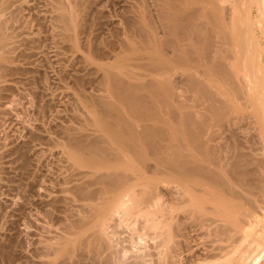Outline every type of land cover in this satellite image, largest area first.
Returning <instances> with one entry per match:
<instances>
[{"label": "bare ground", "instance_id": "obj_1", "mask_svg": "<svg viewBox=\"0 0 264 264\" xmlns=\"http://www.w3.org/2000/svg\"><path fill=\"white\" fill-rule=\"evenodd\" d=\"M63 1L64 0H59V3H61L60 9H58L60 11L58 14L60 15L59 19L64 23L66 28H73V26H75L74 22L77 12L71 10V8V11L65 9L66 7L64 8L62 6ZM167 1L166 3L171 5V3ZM215 1L218 3L215 5L217 8L215 7L212 9H218L220 15L217 13L214 14V12H216L214 11L213 16L210 11V14L206 11V16L208 15L210 18L208 19V16L204 17L210 20L211 16H213L212 20L214 19V22L212 21L213 23L210 25L215 30L211 28V33L216 31V26L212 25L217 23V28H220H218V30H221L223 35L218 33L217 30V34L215 33L217 37L215 35L212 36L214 33H209L210 38L206 37L208 34L205 36L203 35L205 30L202 34L200 32V29L202 30L205 28H202L204 25H201L202 23H200V27L198 25L199 23L196 22V25H198L196 26L193 24L192 20L194 27L190 26V22H187V26L184 25L186 24V20L182 21L181 18H183L184 14L186 15L188 8L186 9V13L183 9L180 10L181 7L177 9L179 12H175L177 11L176 8L179 4L175 8L170 6L172 9L168 7L169 12L171 10L174 11L173 13L166 12V9L165 13L170 14L168 18H171V15H174L171 20H168L167 18L168 21H166L171 27L169 26L170 29L168 27L166 28H168L169 31L171 29L173 30H171L172 34L170 33V38L176 33L174 38L172 37V40L174 41L177 33L178 36L176 39L180 35L179 32L181 33V29L178 31L179 28L183 27L181 34L184 35L188 30L190 32L193 28L196 30L199 27V30H196L199 31L197 32L199 35L194 33V31L190 33H193V39L194 37H197L195 40H198L199 42L206 41V43L203 42L205 44L203 45L210 51L207 49L205 50V47L202 51L208 52L206 53V57L207 59L209 57L210 62L213 58L211 55L216 56L217 62L215 66H217V71L214 72H216V74L218 72L221 76H228V78H230L225 79V81L222 79L227 85L225 84L224 86V83L220 85L224 87L229 86L230 89L226 88L227 90H230L233 97L229 95L230 92L226 90V93V91L224 92L223 90V93H226V95H224V98L222 97V100L220 99L218 105L211 99L214 91H210L208 88L209 84L198 83L193 77L188 78L190 81L186 79V81H188L186 84H190V89L198 86L196 88L199 91L197 90L196 94L200 92L202 95L198 94V96L201 95V99L204 100L203 97H206V99L208 98L207 100L212 101V104L207 107L208 110L205 109V113L208 112L211 116L215 115L214 117H219L220 119H223V121L230 122L231 120V122L233 121L235 123V126H237L236 129L238 130L237 134H239V137H237L239 138L238 142L236 141L238 144H235L234 148L232 147L233 145L228 147L230 146V143L226 144L228 147V149L225 147L226 150L223 146L220 147V145L219 147L221 149L218 148L220 149V151H218L216 149L218 146L215 147L210 145L211 143H208L210 140L203 139L204 133L206 132L205 121H207V119L197 116L198 120H196V117H194L195 113L192 114V112H188L187 109V111L184 112V107L188 108L187 106H183V111L180 108L182 107L181 105L180 107L177 105V109L174 106L178 113L175 112L174 108H171L176 104L175 102H178L175 101L176 98L179 99V96L176 97V91L172 88L173 86L169 87L171 82L169 83V86H165L163 83V85L157 83L158 81L154 82V80L153 82H150L151 84L147 82L140 85V87H138L137 84L135 87V83H132L133 85L128 83L125 84V82L121 83L123 81L120 82L117 80L119 74L117 72L119 70L116 74L114 73L115 71L112 72L113 75L109 77H113V79L109 77H107V79H109V81L113 80V82H110L113 83L110 86L111 91L113 92L112 94L115 93L114 99L121 107L118 104V107H120L118 108L115 105L117 103H110L111 101L107 103L100 100L99 103H96L98 110L96 109L97 107L93 110L97 113L98 117L94 122L96 124L95 126L98 127V132L100 134H98L99 137L95 139V141H87L86 139L84 141L83 138L78 136L75 138L74 135L71 134L73 137L70 136L71 139L69 138V147L67 146V149H69L68 156L74 162L80 160L81 163H83L82 166L88 169V172H85V176L87 174L86 179L88 180L86 181V179H84L85 181L82 182L81 185L79 184L77 187H74V199L80 204L77 207L78 212L76 211L78 213V215L76 214L78 218L73 220L74 216H76L73 214V219L70 217L73 221L68 220L70 222L67 224V227H65L68 229L67 232L69 236H64L62 238L61 235L60 239L58 238L59 242L56 240L58 246L54 247V249L52 248L53 246H51L52 251L49 247L47 248V250L49 249L52 252L47 254L53 256V259H62L64 261L63 263L67 260L66 263L70 262V264H264V53H262V45H259L258 43L260 42L261 44V41L257 42L258 45L255 43L252 45L253 40L256 38H252V35L250 34L251 32H248L249 37L251 36V38L247 40L248 33L245 31L244 34L242 33V26H239V24L246 23L248 25L247 22L249 21V15H247L248 18L246 16V18L243 19V16L241 17L239 14H235L240 9L238 8V6H240L239 4H241V2H239L240 0ZM243 1L249 2V0H242V4ZM250 1L256 2H254V5L257 6L258 8L256 9L259 10H255L256 12H259L257 17V21L259 22V16L262 18L264 13V0ZM247 2L246 5L250 4ZM5 3L0 0V21L4 26L5 22L1 20V11L3 12V8L6 7L4 6ZM10 3H6L5 5L10 8ZM224 4H228L229 8ZM208 6H210V4ZM244 6L245 4H243L242 8ZM249 6L247 7L250 9ZM8 8L6 7L4 9ZM163 8L165 10V7ZM247 10L246 14L251 11V9L250 11L248 10V12ZM193 11L194 7L191 14L188 12L189 14L187 13L188 15H186L189 17L191 16L190 18L187 17V19L186 16H184L187 21L195 17L192 16L194 13ZM240 12L242 14L241 9L238 13ZM176 13L178 15L183 14L178 18ZM163 16H165V14ZM238 16L240 19L242 18L241 20L239 19L241 22L238 20L240 23H236L238 22L236 18ZM174 19L176 21L173 23ZM246 19L247 22L245 21ZM177 20H179L178 23H181L182 21L183 24H178ZM261 21H263V19ZM261 21L259 23H261ZM1 22L0 37L3 29ZM209 23L210 21L206 24L209 25ZM263 23L264 21L260 25H263ZM176 25L181 26L179 27ZM247 25H244L246 30L248 29ZM237 27L238 30H240L241 27L240 32L243 36H241L242 39L239 37L240 46L237 45L236 48V45H234V42H236L235 39L231 38L230 40L228 37L232 34L230 31L233 32V34L237 33ZM69 28L67 29L69 30ZM149 28L153 27L150 26ZM262 28L264 32V27L262 26ZM184 29L187 30L184 31ZM225 29L229 30V33ZM174 30H177V32L174 33ZM207 30H209V28H207ZM146 31L147 30L145 29L144 32L142 31V36L144 40L147 39L145 42H149L151 36L150 34H146L148 33ZM183 31L185 33H183ZM189 32H187V37H189ZM144 33L146 36L148 35L147 38ZM3 35L4 34L2 33V37ZM232 35L231 37L235 38V35ZM184 36L186 37V34ZM218 36L221 37L218 38ZM246 37L247 39L245 40ZM191 38L189 37V40ZM200 38L204 40H201ZM207 38L210 40L212 39L210 43L207 42ZM213 38L215 40L218 38V41L213 43ZM185 39L182 40L181 37V40H179L178 38L180 42ZM193 39L190 41H193ZM251 39H253L252 42ZM151 40L152 39H150V41ZM156 40V42H158L159 39L157 38ZM256 40H258V38ZM179 41H175L176 43H170L172 45L176 44V46L178 44L179 46ZM152 42L153 41H151L150 45L153 44L152 47L154 49L155 46ZM164 42L166 44V41ZM262 42L264 43V41ZM195 43L196 42H194V44ZM212 43L213 47L215 46V49L213 48L215 51L214 53L212 48L209 47L210 45L212 47ZM231 43H233V46L236 49L234 52H240V55L238 54L239 56L237 55V57L238 59H241L240 62L243 61V65H241L243 66L244 73L242 70L238 73V70H236L237 64H235L234 61H231L235 60V57L232 56L235 55L233 52L230 53L232 55H227L228 53L226 52V56H222L224 54V51L222 52V50L225 46H223L224 48L222 47L223 49L220 47L226 45L231 48ZM2 44L4 47L5 43L2 38H0V50L2 49ZM147 44L148 43L145 45ZM206 44L208 46H206ZM245 44L247 45V49L249 47L252 48V46L254 48L255 46L256 48H252L254 53L248 51L250 49H246V52L244 49L246 46ZM172 45L169 46L174 49ZM185 45L186 44H184V47H186ZM195 46H197V43ZM3 49L1 51H3ZM148 49L151 50L152 48ZM243 49L246 53H244ZM229 50L230 49H228V52H230ZM182 52L183 51L181 50V56L179 53V56L177 54L174 55L183 58V60L177 58L178 61L180 60V64L184 63L182 61H185L186 59V62L191 63L196 59L195 56L200 55L197 54L193 57L194 52H191V50L190 52L185 51L187 54L185 52H183V54ZM149 54H151V56L153 54V58L148 56L149 60L151 58L153 63L161 67H154V64L152 63L153 69H158L156 71L157 73L161 69H164V71L167 69L165 67L167 64L165 65V62L162 63V60H159L160 55H157L159 59H156L154 58V53L149 51ZM253 54L256 56H253ZM186 56L189 57L187 58ZM230 56H232V58ZM2 57H4V59ZM201 57H203V55ZM199 58L200 56L196 59L197 63H200L201 61L198 60ZM228 59H231V62ZM196 60L194 63H196ZM6 61L7 59L5 56L0 55V68L3 67L2 65ZM169 61L173 60L171 59L168 60V62ZM186 66L185 68H187ZM191 67L192 66H189L188 68ZM212 69L215 70V68ZM188 71L189 70H187V72ZM235 71H237L238 74H243L242 77L240 75V78L238 74L234 77L233 75ZM152 72L154 71L152 70ZM192 72L195 73V71ZM245 73L246 75H249L251 79H244L243 76ZM116 75L117 78H114ZM187 76L189 77L193 75L189 74ZM187 76H185V78ZM119 79H121V77H119ZM160 81H162V79ZM187 86L188 85H186V87ZM211 86L213 87L215 85H210V87ZM216 88L218 90V87ZM140 91L145 92H141L140 94ZM219 91H217L218 94ZM220 93L223 94L222 91H220ZM163 108L166 110H163ZM164 111H167L168 113H165ZM205 113L203 116L206 115ZM161 114L163 117L164 115L165 117L166 115L168 117L161 119ZM174 119H176V121H174ZM67 136L69 137V135ZM79 138L82 139V141ZM230 148H233V150ZM66 150L65 152H67ZM219 153L223 155L225 154V156H221V154L219 156ZM221 157H226V162L224 164L223 160H220ZM219 161L222 162L219 163ZM71 189L73 188L71 187ZM67 202L65 206H67ZM121 231H123L124 235H126L125 232L127 233L128 237L126 236L127 238L124 240H122L121 237L117 238ZM124 242L125 244L128 242L127 244H129V247H124ZM194 248L196 250L200 248L201 252L194 255L199 252L198 250V252L193 254V252L196 251ZM47 250H45L44 253H46ZM190 253L194 256H191ZM186 254L187 257L190 255L188 259L185 257ZM184 258L186 259V262H184ZM60 262L62 263L61 260ZM60 262H58V264H61ZM49 263L50 262H48V264Z\"/></svg>", "mask_w": 264, "mask_h": 264}, {"label": "rangeland", "instance_id": "obj_2", "mask_svg": "<svg viewBox=\"0 0 264 264\" xmlns=\"http://www.w3.org/2000/svg\"><path fill=\"white\" fill-rule=\"evenodd\" d=\"M1 1L4 3L11 2L9 4V6L11 7L8 8V6L5 5L6 3L4 4V6L9 9H4L6 7L3 8V12L5 10V14L1 11V20L5 22V26L0 21L4 29H2L1 31L0 38H2L3 42L5 43L4 47L2 44V49H4L3 51H1L2 49L0 50V55L5 56V58L7 59V61L4 62L2 65L3 67L0 68V264H48V262H50L49 264H58L60 260L62 261V263L60 262L61 264L68 263H66L67 260H65V263H63L64 261L62 259H53V256H50L47 253H52L51 249H54V247L58 246L57 243L59 242L61 235L62 238L64 236H69L67 232L68 229L66 228L67 224L70 221L76 220L78 218L77 207L78 205H80L74 199V187H77L79 184L81 185L82 182L85 181L84 179L87 178V174L85 176V172H88V169L82 166L83 163H81L80 160H78V162H74L68 156L69 149L67 148L69 147V138L70 136L73 137L74 135L75 138H77L76 136H78L83 138L84 141L85 139L87 141H95V139L99 137L100 134L98 132V127L95 126L96 124L94 122L95 119L98 117L97 113L93 111L95 110V107H97L96 109L98 110V106H96V103H99L101 100L107 103H109L110 101V103L114 102L113 104L117 103L115 104L117 107L119 104L114 99L115 93L112 94L113 92L111 91L110 87L111 84H113L110 83L113 82V77H109L113 75L112 72L115 71L114 73L116 74V72L119 70L117 72L119 73L118 78L117 75L116 77L114 76V78H117V80L120 82L123 81L121 83L125 82V84L135 83V87L137 86V84L138 87H140V85L147 82H153L154 80V82L158 81L157 83H161V85L164 84L165 86H169V83L171 82L169 87L173 86L172 88H174V91H176V97L179 96V99L176 98L175 100L178 102H175L176 104H174L171 108H174L175 106L177 109V105L178 107H180L181 105L182 107L180 108L182 110L183 106H187L189 109L184 107V112L188 110V112H192V114L195 113L196 116L194 115V117H196V120H198L197 116L204 117L205 119H207V121H205L206 132L204 133L203 139H208V141L210 140L208 142L211 143L210 145H213L215 147L218 146L216 148L218 151H220V147L222 146L224 147V149L225 147L226 149H228V147H231L233 145L232 147L234 148V145L238 144L237 142L239 138L237 137H239V134H237V126H235V123L233 121L231 122L230 120L231 123L229 121L226 122L223 121V119H220L219 117H214L215 115H212L214 117L213 118L210 113H205V111L208 110L207 107L212 104V101L218 104V102H220V99L222 100V97L224 98V95H226L227 91L230 92V90H227V88L230 89L229 86H226L227 88L224 87L226 84L224 82L225 79L230 78H228V76H221V74L219 73V75L218 72L217 74L216 72H214L217 71V66H215L217 62L216 56L211 55V53L209 52L210 55L213 57L211 59L212 61L210 62L209 57L208 59L206 57V53L208 52L202 51L205 47V44L203 42L206 43V41L199 42L198 40H195L197 39V37H194L193 39V33L191 34L190 32H199L196 31L199 30V27L196 30H194L195 28H191L192 30L190 29V32L189 30L187 31L190 33L188 34L189 37L191 38L192 36L190 40L193 39V41H190L189 37H187V32H184L187 29H184L183 31V33L186 34L185 37V34H181L183 27L179 28L181 25H176L179 26L178 31H180L181 29V33L179 32L180 35L178 37L179 40H181V37L182 40L186 38L184 41L180 42L178 38L176 39L178 33L175 37V40H172L176 35L175 32H177V30H174L175 35H172L173 38H170L172 34V29L169 31V26L171 27V25L167 23V21L171 20L174 16L171 15V18H168V16L170 15L169 13L174 12L171 10L169 12L170 6L175 8L179 4V7L177 6L176 10L181 7L180 10L183 9V11H185L186 13V9L188 8L187 13L190 12V14L194 7L193 14H196H192V16L195 17L187 21V19L191 16H186L189 14L186 13V15H183V18L184 16L188 18H181V20H186V24H184L186 26L187 22H190L192 24V21L195 25L199 23V26L200 23H202L201 25H204L202 26V28H205L202 30L200 29V32L202 34L205 30L206 32L204 31L205 34L203 33V35L205 36L208 34L206 37H209V33H211L210 30L214 29L210 25L214 22V19L212 20L214 16L213 12L216 11L214 12V14L217 13L220 15L218 9H212L216 7V4H218L217 1L166 0L167 2L171 3V5H169V3H166V1L164 0H64L62 2V6L64 8L66 7L65 9H69V11L75 10L77 12L76 19L74 22L75 26H73V28L67 27L69 28V30L59 19L60 15L58 14L60 13V11L58 9H60L61 7V3H59V0ZM239 2H241L242 4V0H240ZM246 2L247 1H243V4H245L246 7L244 6L242 8L243 4H239L240 6H238V8L242 10V14L241 12L238 13V11H240V9L238 10V8V11L235 14H239V16L241 17L243 16V19L246 18L247 15H249V18L247 16L249 21L247 22V19L245 20L248 25L246 23L241 24L240 20L242 18L240 19L239 16L236 18L237 21L240 19V22L238 21L236 23H240L239 26H242L243 34L244 31L246 33L251 32L250 34L252 35V38H258V40L254 39L256 41L251 39V42L253 40L252 45H254V43L257 44L258 41H261V44L260 42L258 43L259 45H262L261 47L263 48V51L259 48L260 46L258 48L262 51V53H264V43L262 42L264 41V32L262 28V26L264 27V23L263 25H260L264 21V13L262 15L261 12L262 18L259 16L260 19H258L259 22L262 19L263 21L259 23L257 21L259 12L255 11L259 10L256 9L258 7L254 5L255 1L249 0V2L247 3L250 4L248 5H246ZM209 4L211 7L208 6ZM224 5L226 7L228 6V4ZM257 5L259 6L258 3ZM160 6L162 8L165 7V10L164 8L162 9ZM247 6L250 7L251 11ZM159 7L161 8V10ZM227 8H229V6ZM246 8L250 11V14H246ZM165 11L169 13H165ZM203 11L205 15L203 14ZM206 11H208V14H210L211 12V15H213L211 16L210 20H208L210 17L208 15V17L206 16ZM175 12L179 11L177 10ZM161 14H165V16ZM180 15L177 14V17L179 18ZM204 16H206L208 19ZM175 19L173 23L176 21ZM178 21L179 20H177V23ZM182 21L181 23L183 24ZM209 21V25L206 24ZM191 24L190 26L194 27V25ZM147 25L153 28H149ZM244 25H247V30L245 29L246 27L244 28ZM212 26H216V31H213L211 34L214 33L212 36H216L217 30L219 28H217L218 24L216 23ZM142 27L147 30L146 32L148 33L146 34H150L151 38L150 36L149 38L152 39L151 41H153L152 43H154V49L152 47L153 44L150 45V39L149 42H145V40L147 39H143L142 34L144 32V29ZM166 27H168L169 29ZM238 27L236 30L237 33L234 32L235 34H233V32L230 31V33L235 35V38L231 37L232 34L228 37L230 38V40L231 38L235 39L236 42H234V45H236V48L240 42L239 37L243 36L240 32L241 27L240 30H238ZM207 28H209V30H207ZM226 31H228L229 33V30ZM136 32L139 34H137ZM164 32H166L167 34ZM2 33L4 34L3 37ZM218 33L222 34L221 30H218ZM148 35L146 36V38L148 37ZM220 37L221 36H218V38ZM247 37L245 38V40H249V38H251V36L249 37V33ZM155 38L159 39L158 42H156L157 40ZM202 38L200 39L204 40ZM218 38H216V40L213 38V43L218 41ZM163 40L166 41V44L168 45H166ZM207 40V42L210 43L212 39L210 40L207 38ZM175 41H179L178 43L180 45L178 46L177 44L176 46V44H174L176 43ZM170 42H174L173 44L175 46L172 45ZM194 42L197 43V46H195L196 43L194 44ZM146 43L149 44H147L148 47L147 45H145ZM213 43L212 47L211 45L209 46L210 48H212V50L213 48L215 49V46L213 47ZM184 44H186V47H184ZM207 44L206 46H208ZM169 45H172L174 49ZM223 46H225V48ZM222 47L227 50H224ZM148 48L152 49L150 50ZM220 48L223 49H221L222 52L224 51V54L222 53V56H224L226 52L228 53H226L227 55H232L230 54L231 52L235 54L232 56H234L235 60H237H230L234 61L235 64H237L236 70H238V73L241 72V70L244 73V70L242 68L243 61L240 62L241 59H238L237 57L238 54L240 55V52H234V50L236 49L233 46V43H231V48L226 45H222ZM252 48L249 47L248 49L250 50H248L246 45L244 49H247L251 53H254L253 49L256 47L254 46V48ZM206 49L209 50L205 47V50ZM228 49H230V52H228ZM176 50L180 52L181 50L183 52H190V50L194 53L197 52L196 54L193 53V57L194 55L200 54L197 56H200L198 60L201 61L200 63H197L196 59L198 57L195 56L196 63H194L195 60L192 61L194 65L192 64V62H186L187 59L185 61H182L184 63L186 62L185 64L187 66L184 63H182V65L180 64L181 62L179 63L180 60H177V58H179L178 56L180 55V52ZM245 50L244 53L247 52V50L246 52ZM149 51L154 53V58L156 59H159L157 55H160L159 60H162V63L165 62V65L167 64L165 66L167 68L165 70L166 72L164 71V69H161L157 73L156 71L158 69H153V64L154 67H156L157 65L152 62L153 60L151 61V58L149 60L148 56H153V54L152 56L151 54H149ZM214 52L215 51L213 50V53ZM176 54L178 55L177 57L174 56ZM166 55H169L170 57H167ZM202 55L203 57H201ZM214 56L215 64L213 63ZM232 56L230 57L232 58ZM253 56L256 55L253 54ZM2 58L4 59V57ZM171 59L173 61L168 62V60ZM179 59L183 60V58L181 57ZM209 62L211 63V65ZM188 65L192 66L191 68L193 70L191 68H188ZM185 66L187 68H185ZM212 68H215V70H213ZM186 69L190 72H187ZM152 70L156 74L152 72ZM192 71H195V73ZM238 73L237 71H235L233 76H237ZM189 74H192L193 76L188 77L187 75ZM238 75L239 77L240 75L242 77L243 74ZM185 76L187 77L185 78ZM244 76L247 78H245ZM244 76V79H251V77H249V75H246V73ZM107 77L112 78V81H109ZM119 77H121V79H119ZM190 77H193V79L196 80V82L198 83L201 82L202 84H209V87H207L210 89V91H214L213 93L215 94H212L211 96L212 101L207 100L208 98L206 99V97H203L204 100L201 99L202 94L200 92L198 93L201 94L200 96L196 94V91L198 90L196 87L198 86L194 87L195 89H190V84H186L188 82L186 81V79ZM234 77L231 78L236 79ZM159 79H162V81H160ZM222 79L224 81H222ZM211 80L213 81V84ZM223 83L224 86H221L220 84ZM185 84L189 86H187L189 90ZM210 85L215 86H213L214 88L211 86V88ZM216 87H218V90ZM219 89L220 91H222V93L223 90L224 92L226 90L227 91L226 93L221 94ZM217 91H219V94ZM141 92L143 91H140L139 93L141 94ZM229 95L233 97L231 92ZM197 96L199 99L197 98ZM181 103L184 105H182ZM164 108L163 110H166ZM176 109L175 112H177ZM164 112L166 113L167 111ZM204 113L207 117L203 116ZM161 116V119H165L166 117H168L167 115L166 117L165 115L163 117L162 114ZM218 118L220 122L218 121ZM221 120L223 121V123ZM174 121H176V119H174ZM67 135H69V137ZM80 140L82 141V139ZM226 144H229L230 146L227 147ZM233 148L230 149L233 150ZM65 150L67 152H65ZM221 153H219V156ZM222 155L223 154H221V156ZM223 156H225V154ZM221 159L223 160L224 164L226 162V157H221L220 160ZM220 162L222 161H219V163ZM87 180L88 179H86V181ZM70 186L73 189H71ZM62 197L65 199H63ZM66 202L67 206H65ZM66 214L71 215L69 216ZM73 214H77L76 216H74V219ZM70 217H72L71 219L73 220H71ZM119 233L121 235L123 231ZM125 234L126 235H124L123 233V236H120L118 234L119 236H117V238L121 237V239L124 240L128 237L126 232ZM127 243L125 244L124 242V244H122L125 245L124 247H129V244ZM51 246L53 247L51 248ZM48 247L51 251L49 249L47 250ZM45 250H47L46 253H44ZM194 250L196 249L194 248ZM200 252V248H198L196 251L193 252V254L195 253L194 255H196ZM193 254L190 253L191 256H194ZM190 255L187 257L186 254L185 257L188 259ZM184 262H186V259ZM68 264H70V262Z\"/></svg>", "mask_w": 264, "mask_h": 264}]
</instances>
